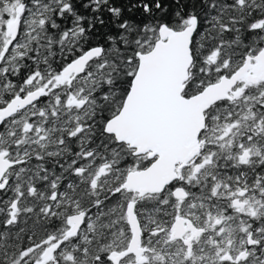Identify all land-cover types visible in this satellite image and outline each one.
Returning <instances> with one entry per match:
<instances>
[{
    "label": "snow or ice",
    "instance_id": "1",
    "mask_svg": "<svg viewBox=\"0 0 264 264\" xmlns=\"http://www.w3.org/2000/svg\"><path fill=\"white\" fill-rule=\"evenodd\" d=\"M0 264H264V0H0Z\"/></svg>",
    "mask_w": 264,
    "mask_h": 264
}]
</instances>
